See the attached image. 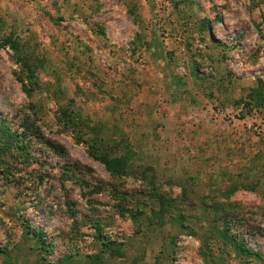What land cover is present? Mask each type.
<instances>
[{
	"label": "rangeland",
	"instance_id": "1",
	"mask_svg": "<svg viewBox=\"0 0 264 264\" xmlns=\"http://www.w3.org/2000/svg\"><path fill=\"white\" fill-rule=\"evenodd\" d=\"M0 264H264V0H0Z\"/></svg>",
	"mask_w": 264,
	"mask_h": 264
},
{
	"label": "trees",
	"instance_id": "2",
	"mask_svg": "<svg viewBox=\"0 0 264 264\" xmlns=\"http://www.w3.org/2000/svg\"><path fill=\"white\" fill-rule=\"evenodd\" d=\"M9 39H7L6 40V44L9 46V44H11V43H9ZM12 45H13V47L12 48H14V47H16L17 46V44L16 43H12ZM11 46V45H10ZM177 81V83H179V84H183L181 81H179L178 79L176 80ZM255 93V95L257 96V95H259V94H261V92H258V91H255L254 92ZM248 104V103H247ZM100 161L102 162V164L105 166V168H106V170L108 171V172H110V173H112V174H118V175H120L121 173H120V171H119V167L118 166H114V164L109 160V159H100ZM117 167V168H116ZM120 167H124V163L122 164V165H120ZM39 236H40V234H38ZM240 252L242 253V254H246V255H250V256H252L253 254L251 253V252H249L243 245H240Z\"/></svg>",
	"mask_w": 264,
	"mask_h": 264
},
{
	"label": "crops",
	"instance_id": "3",
	"mask_svg": "<svg viewBox=\"0 0 264 264\" xmlns=\"http://www.w3.org/2000/svg\"><path fill=\"white\" fill-rule=\"evenodd\" d=\"M171 118V117H170ZM217 136V133L215 134V137Z\"/></svg>",
	"mask_w": 264,
	"mask_h": 264
}]
</instances>
